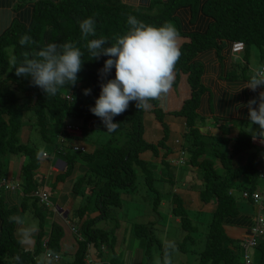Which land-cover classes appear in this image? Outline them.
<instances>
[{"label": "trees", "instance_id": "16d2710c", "mask_svg": "<svg viewBox=\"0 0 264 264\" xmlns=\"http://www.w3.org/2000/svg\"><path fill=\"white\" fill-rule=\"evenodd\" d=\"M147 1L150 0H140L139 6L134 8L119 4L118 0L117 4L111 3L110 0H42L33 6L34 13L29 22L17 20L0 37V179L6 175L2 162L5 155L26 157L27 163L22 168L24 180L19 189L24 195L23 206L29 205L40 221L36 249L39 255L43 246L41 240L44 236L45 208L38 204L32 194L37 189L33 172L39 166L40 155L34 146L20 144L18 134L24 124H30L31 127L39 129L43 141L48 144L54 141L58 145V137H70L65 131V123L80 127L82 137L87 136L96 126L103 128L101 119L90 111L94 105L89 103V97L84 94V89H90L94 95L100 94L101 81L114 78L115 74L113 68L109 74L101 78L99 70L108 57L101 55L99 59H91L85 48L86 41L81 39L78 21L93 18L96 27L95 38L106 37L109 43H114L115 36L126 32L129 15L156 26L171 22L176 27L179 38L185 39L183 43L179 41L181 56L174 72L178 76L180 73L187 76L191 90L190 99L184 103L180 111L175 112V115L186 120L184 150L190 166L200 170L203 182L201 200L203 203L216 204L198 264H238L239 254L224 246L227 239L223 230L224 221L239 214L236 198L230 191L255 192L263 177L256 168L258 153L253 152L254 146L251 143L253 135L245 132H241L230 141L229 155L214 150L218 154L213 155V158H220L223 173L215 170L212 160L202 158L207 144L197 128L196 119L200 97L205 88L200 81L203 68L196 61V57L200 53L214 50L220 58L226 43H243L246 57L250 47L260 49L264 47V0H151L148 4ZM154 8H157L158 12L153 13ZM186 8L190 10L192 20L200 18L201 15L209 22L204 30L188 33L183 30L181 18L186 15ZM24 34L31 36L35 43L20 45L19 40ZM64 42H75L84 53L82 69L77 74L78 80L74 86H65L59 89L56 95L47 96L42 89L31 83L30 77L15 75L16 68L22 63L25 54L34 56L48 43ZM241 63L238 64L239 71L234 69L229 72L228 78L231 81L250 79L246 75L247 62L242 63L243 66ZM3 77L5 79L1 80ZM157 103L156 100L151 101L152 105L157 106ZM143 111L136 108L135 101L129 102L125 112L113 117V122L118 123L119 127L113 132L107 131L106 142L98 146L93 153L86 151L64 154L66 167L60 179L64 180L73 174L76 163L80 162L85 168V176L74 184L73 191L76 196L82 198L88 189L90 195L86 199L92 200L95 207V212H92L95 213L93 218L84 220V216L91 213L86 204L77 213L76 224L79 228L76 230L78 234L80 233L81 240H78L79 248L73 264H85L84 260L90 246L106 244L109 248L113 247L110 235L95 226L97 222L108 219L114 209L121 206L123 193L136 188L138 174L143 176L144 183L150 191L157 192L153 165L141 156L150 152L158 157L159 152L164 151L162 165L167 170L170 167L166 161L170 153L166 146L169 133L163 123L161 111L157 110L156 115L163 124L164 136L157 144L147 143L143 138ZM24 116H28L29 122L23 124ZM241 153H249L246 165L232 168V158ZM245 180L248 182H244ZM160 200L161 196L157 194L153 207H157ZM171 200L174 205L173 215L179 219L182 230L188 233L183 243L192 241L189 234L194 232V228L181 198L173 195ZM13 212L4 209L3 203L0 202L2 222L0 264H37L35 256L24 252L20 241L15 237L16 223L12 219ZM133 228L136 237L147 236L150 244L157 242L148 233L150 226L135 223ZM62 234V229L54 225L50 238L45 243L46 248L58 252ZM180 248L186 249L185 246ZM253 254L251 264H264V240L259 242ZM146 255L150 263L151 255L149 252ZM171 262L170 250L163 247L160 264H172Z\"/></svg>", "mask_w": 264, "mask_h": 264}, {"label": "crops", "instance_id": "0c3cea01", "mask_svg": "<svg viewBox=\"0 0 264 264\" xmlns=\"http://www.w3.org/2000/svg\"><path fill=\"white\" fill-rule=\"evenodd\" d=\"M38 1L42 0H0V37L17 20L23 23L29 22L34 13L33 6ZM150 1L146 3L148 4ZM118 3L137 8L140 0H118ZM186 12V15L181 18L182 28L185 32H197L199 29L204 30L206 28L209 22L205 18L200 15V18L192 20L188 8H186ZM184 40L179 38L181 43ZM233 44L234 42L226 43V47L222 50L220 58L214 50L200 53L196 57V61L203 68L200 81L205 88V92L200 97L196 119L197 128L207 144L206 152L202 158L212 160L215 170L223 173L224 169L220 158H213V155H217L220 150L223 151L221 152L222 154L229 155L231 153V140H234L241 132L251 134L253 135L251 140L254 146L253 152L258 153L256 168L263 177L261 178L263 186H260L263 188L264 131L256 129L257 126L251 124L248 118V109L244 105L250 99L258 98L259 93L264 91V87H257L255 91L243 88L235 92L250 79L231 81L228 78L229 72L232 70L236 69L239 71L236 60L240 59V55L244 53V46L242 53H237L236 50H233ZM240 61L244 64L247 62L245 59H240ZM242 63L241 65L243 66L244 64ZM246 65L248 66L246 75L251 78L254 74V67L248 62ZM106 81L103 80L101 83ZM190 96L191 90L187 83V76L182 73L178 76L174 72V82L170 91L156 100L158 102L157 106L152 105L151 109L143 111V138L147 143L157 144L164 136V127L157 118V110L161 111L163 123L167 126L169 133L166 142V146L170 150L166 158L170 166L168 170L162 165L164 151H160L158 157L153 156L150 152H146L141 156L142 159L151 162L153 165V173L157 180L156 184H158L156 190L162 192L163 196L168 197L165 200H163V197L157 206L165 214V217H161V220L164 218L165 221L162 222L160 227V230L166 235L164 236L165 239L162 240L164 242L161 241L160 246L159 244H155V242L148 243L149 237L147 238V236L142 238L136 237L133 225L138 222V217L131 218L124 215L123 218H120L121 212L114 209L115 214L112 213L113 218L99 221L95 226V228L103 230L110 235L113 247L109 248L106 244H101L97 247L90 246L86 256L94 264H160L161 249L163 247L170 250L172 264H198L199 254L204 250L208 226L211 223L216 204L214 202L203 203L201 200L200 191L203 188V182L200 170L190 166L189 158L186 156L184 150L187 134L186 120L179 115H175V112L181 110L184 103L190 99ZM88 101H93V99L89 97ZM67 125L70 124L65 123V126ZM29 128V131H31L37 127L29 126ZM106 132L104 127L96 126L95 129L90 131V133H94V138L92 136L88 140L85 138L86 136H70L63 139L59 137L64 140L63 143L58 141V145H56L54 141L51 144L44 141L45 145L42 149H37L36 146L30 143L31 134H22V130L18 134L20 144L34 146L40 155L39 166L33 172V180L37 186L36 190H42L47 193L50 202L49 207H44V236L41 244H44L50 238L54 225L62 229L63 234L59 244V251L54 252L60 256V260L57 262L44 259L43 246L40 254L37 255L36 253L37 238L40 234V221L35 217L33 209L29 205L28 207L23 206L25 204L23 203L24 195L19 187H17L24 180L22 168L27 163L26 157L22 155H5L2 158L4 166L6 165V175L0 179V183L5 180L15 187L13 189L0 188V202L3 203L4 209L14 211L12 219L16 223L15 237L20 241L24 252L35 256L37 264L74 263V258L79 248L78 240H81L80 233L78 234L77 232L79 226L76 224V218L80 209L79 207H83L84 203L81 206L80 204L76 206V200L82 201L79 199L80 197L74 195L73 187L79 179L85 176V168L80 162H77L74 169L75 172L64 180H61L60 175L65 172L66 167L64 154L70 152L69 148L71 145H82L87 149L88 153H93L104 142L103 137L107 139ZM55 140L57 139L55 138ZM50 146H52L51 152L47 149ZM43 154L47 156L43 158ZM248 158L249 153L235 155L232 158V168L236 169L245 166ZM181 162L183 163L180 164ZM244 182H248V180ZM261 189H258V191ZM87 192L88 189H86L85 194ZM241 192L236 190L230 191L236 198L239 214L235 217L227 218L224 221L223 230L227 238L224 246L239 254L240 260L238 264H245L242 243L249 236L258 215H264V206L260 207L242 199ZM173 195L181 198L191 225L194 228V232L189 234V237L192 239L190 242L193 249L191 250H182L180 248L188 233L182 230L179 219L172 213L174 205L172 204L171 197ZM30 204L32 203L30 202ZM88 209L92 216L85 215L84 220L95 217V213H92L93 211L95 212L94 205L88 206ZM149 224L153 225L150 226L148 232L151 236L154 232L155 224L154 221H151ZM1 225L0 214V234ZM262 240H264V236ZM180 241L182 242L179 243ZM252 249L253 251H251ZM252 249L248 250L251 258L254 257L255 248ZM148 252L151 255L150 263H148L146 255ZM84 263L87 264L86 260H84Z\"/></svg>", "mask_w": 264, "mask_h": 264}, {"label": "clouds", "instance_id": "9594fccd", "mask_svg": "<svg viewBox=\"0 0 264 264\" xmlns=\"http://www.w3.org/2000/svg\"><path fill=\"white\" fill-rule=\"evenodd\" d=\"M78 25L81 39L86 41L85 48L91 59H99L101 55L108 57L99 70L101 78L115 69L114 78L100 84V94L95 100V106L90 108L101 119L106 131L113 132L119 127L118 123L113 122V117L125 112L129 102L135 101L138 110H149L152 107L151 101L170 91L174 82L175 65L181 56L179 33L174 24L164 22L156 26L129 15L126 32L115 36L114 43H109L103 36L95 38L93 18L78 21ZM19 43L23 46L35 42L31 36L24 34ZM83 54L75 42L48 43L34 56L25 54L15 75L30 77L31 83L42 89L45 95L54 96L59 89L76 84L77 74L84 62ZM257 87H264L262 71L255 72L235 92L243 88L255 91ZM90 92V89H84L85 95ZM244 106L248 109L251 124L264 131V91Z\"/></svg>", "mask_w": 264, "mask_h": 264}, {"label": "rangeland", "instance_id": "374dc122", "mask_svg": "<svg viewBox=\"0 0 264 264\" xmlns=\"http://www.w3.org/2000/svg\"><path fill=\"white\" fill-rule=\"evenodd\" d=\"M110 1H111V3L117 4L116 0H110ZM156 12H158V9L154 8L153 9V13H156ZM9 54L11 55V53H9ZM247 54L249 55L248 57H246L245 53H243L242 55H240L239 58L241 60L245 59L252 67H254L253 68L254 73L259 71V69L261 68V65H262V61H264V60H262V59H264V47H262L261 49L255 47V46L251 47V48H249V51H248ZM240 59L236 60L237 64H240V62H241ZM4 79H5V77L1 78V80H4ZM97 95L99 96V94H97ZM97 95H94L93 92H90L88 97L93 99V101H89L90 104L95 106V100H96V98H98ZM27 118H28V116H24L23 124L26 123V122H29ZM24 125L25 126H22V128H21L22 134H25V135L31 134L30 143H32L34 146H36L37 149L44 148L45 143H44L43 140H41V135L39 133V129L38 128H34L33 130L29 131L30 130V128H29L30 124H24ZM68 135L69 136H74V137L82 136V134H80V135L68 134ZM92 136L94 138V133H89L85 138L89 140L90 137H92ZM103 141L106 142V137H103ZM73 146H82V145H71L70 148H69V151L71 153H84V152L87 151V149L84 146H82L85 149L84 152H73L72 151V147ZM51 148H52V146L47 148L48 151L51 152L52 151ZM220 152H223V151L220 150ZM64 162H65V160H64ZM65 166H66V163H65ZM5 168H6V165H5ZM261 183H262V180L260 179L259 187L262 185ZM157 185L158 184H156V187H157ZM261 188L262 187H260L258 189H261ZM157 194L161 196V201H162L163 197H164L163 200L168 198L167 196H163L162 192H160V191H157L156 193L150 191L148 189V187L144 183L143 176L141 174H138L137 182H136V188L134 190L126 191L125 193H123L122 194V198H121V206L119 208H115V209H117L118 211L121 212L120 218H123L124 215L128 216V217H131V218L132 217H138L139 220H138L137 223L145 224L147 226H153V225H150L149 223L151 221H154V224H155L154 225V232L152 233L151 236H152V238L155 239V241H157L159 244H161V241L165 239L164 236H166L160 230L162 222L165 221L164 218L161 220V217L162 216L165 217V214L163 213V211L159 210V207L158 208L157 207H153V203H154L155 198L157 197ZM89 195L90 194L87 192L84 197H82V198L80 197L79 199L82 202L76 200V206H77V204H80V206H81L83 203H84V205L86 204L87 206L94 205L92 200L86 199V197L89 196ZM79 208L82 209L84 207H79ZM113 213L115 214L114 211H113ZM88 216L91 217L92 214L89 213ZM113 217L114 216L109 215L108 218H113ZM262 239H263V237L260 238V241H262ZM157 242H155V244H157ZM162 242H164V241H162ZM181 242L182 241H180L179 243H181ZM184 246H185L186 249H189V250L193 249V247L191 246V242L190 241H187V242L182 243L180 245V247H182V248H184ZM251 251H253V249ZM50 253L52 255H56L52 251ZM59 260H60V256H59ZM48 261H53V260H48Z\"/></svg>", "mask_w": 264, "mask_h": 264}, {"label": "built area", "instance_id": "2783aa9c", "mask_svg": "<svg viewBox=\"0 0 264 264\" xmlns=\"http://www.w3.org/2000/svg\"><path fill=\"white\" fill-rule=\"evenodd\" d=\"M244 44L241 42H235L233 44V50L237 51V53H242V48H243ZM259 71L264 72V62L261 65V68ZM65 130L68 134L71 135H80L81 134V128L78 126H72V125H67L65 126ZM59 138V137H58ZM63 139V138H62ZM61 138L58 139V141L60 143H63L64 140H62ZM84 147L82 146H73L72 147V151L73 152H84ZM47 155L43 154V158H45ZM182 157V156H181ZM183 162H181L180 164H182ZM15 186H13L10 183H7L5 180H3L0 183V188H5V189H13ZM32 196L34 198H36L39 202L40 205L44 206V207H49L50 206V202H49V196L47 193H45L42 190H36ZM241 198L252 202V204H256L260 207L264 206V187L261 190H257L255 192H248V191H243L241 192ZM264 236V215L260 214L258 215V217L256 218L254 225L252 226L251 230H250V234L247 238H245L244 242L242 243V247L244 250V261L245 264H251V255L248 253L249 249L252 248H256L257 245L260 242V238H262ZM46 243V242H45ZM43 244V249H44V259L45 260H53V261H58L59 260V255H52L48 249L46 248V244ZM87 255V254H86ZM86 263L87 264H94V262L88 257H85Z\"/></svg>", "mask_w": 264, "mask_h": 264}, {"label": "bare ground", "instance_id": "6f19581e", "mask_svg": "<svg viewBox=\"0 0 264 264\" xmlns=\"http://www.w3.org/2000/svg\"><path fill=\"white\" fill-rule=\"evenodd\" d=\"M56 170V169H55ZM53 186V185H52ZM33 199V198H32Z\"/></svg>", "mask_w": 264, "mask_h": 264}]
</instances>
